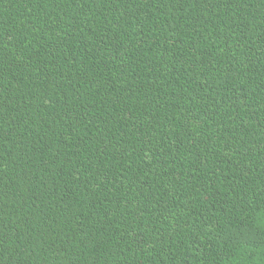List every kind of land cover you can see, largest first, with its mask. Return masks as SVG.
<instances>
[{
  "label": "trees",
  "instance_id": "1",
  "mask_svg": "<svg viewBox=\"0 0 264 264\" xmlns=\"http://www.w3.org/2000/svg\"><path fill=\"white\" fill-rule=\"evenodd\" d=\"M0 264H264V0H0Z\"/></svg>",
  "mask_w": 264,
  "mask_h": 264
}]
</instances>
